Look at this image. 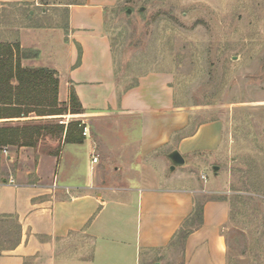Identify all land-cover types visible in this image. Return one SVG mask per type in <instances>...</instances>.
I'll return each instance as SVG.
<instances>
[{
  "label": "crops",
  "instance_id": "0c3cea01",
  "mask_svg": "<svg viewBox=\"0 0 264 264\" xmlns=\"http://www.w3.org/2000/svg\"><path fill=\"white\" fill-rule=\"evenodd\" d=\"M118 1L71 2L64 6L63 26L19 30L21 49L36 54L22 59L21 66L53 70L59 103H67L74 91L87 135L82 144L62 145L59 156L28 147L0 150L6 159L0 222H13L17 230L8 247L0 249V264H24L31 258L52 264L72 237L84 239L85 247L90 244V257L81 264H140L177 236L183 240L185 264H224L219 227L226 204L201 200L214 192L215 179L201 175L208 166L213 170L221 125L208 122L187 133V112L175 103L166 73L145 74L134 87L119 89L105 25L107 10ZM9 4L40 6L39 0H0V5ZM90 120L96 128L88 125ZM173 152L184 163L171 170ZM81 158L91 172L87 178L85 170V182L77 185L72 180ZM25 163L32 167L13 169ZM196 211L201 225L186 235Z\"/></svg>",
  "mask_w": 264,
  "mask_h": 264
},
{
  "label": "rangeland",
  "instance_id": "374dc122",
  "mask_svg": "<svg viewBox=\"0 0 264 264\" xmlns=\"http://www.w3.org/2000/svg\"><path fill=\"white\" fill-rule=\"evenodd\" d=\"M76 1L39 0L35 8L0 5V42L19 43V30L24 27L63 26L64 6ZM105 25L119 89L134 87L145 74L166 73L175 103L187 112V133L208 122L221 125V146L211 157L218 169L214 172L208 166L201 175L208 181L215 179L214 192L203 194L201 200L226 204L219 227L224 264H264V0H119L107 10ZM81 114L30 116L14 122L62 125L61 140L44 135L32 149L36 154L59 156L68 124L82 123ZM89 124L97 127L95 121ZM4 156L0 175L5 171ZM64 157L68 165L70 149ZM17 166L29 169L32 164H14L13 169ZM75 171L72 181L77 185L91 172L83 158ZM201 221L198 213L193 214L186 235ZM16 233L13 222H0V249L8 247ZM83 240H66L52 264L84 263L90 257V244L85 247ZM24 264L47 262L31 258ZM140 264H185L182 237Z\"/></svg>",
  "mask_w": 264,
  "mask_h": 264
},
{
  "label": "trees",
  "instance_id": "16d2710c",
  "mask_svg": "<svg viewBox=\"0 0 264 264\" xmlns=\"http://www.w3.org/2000/svg\"><path fill=\"white\" fill-rule=\"evenodd\" d=\"M32 51H23L18 42H0V150L34 148L44 135L61 140L62 125H43L35 120L14 122L22 118L81 114L83 109L70 89L67 103L57 100L58 79L53 70L24 68L22 59L34 58ZM62 107L65 109L63 110ZM79 127L80 129H77ZM84 124H68L63 144H82ZM78 133V135H77ZM58 136V137H57ZM199 217L200 212L196 211Z\"/></svg>",
  "mask_w": 264,
  "mask_h": 264
},
{
  "label": "water",
  "instance_id": "95a60500",
  "mask_svg": "<svg viewBox=\"0 0 264 264\" xmlns=\"http://www.w3.org/2000/svg\"><path fill=\"white\" fill-rule=\"evenodd\" d=\"M169 157L173 163V166H171V168H170L171 170H173L176 166L183 165V163H184L183 157L180 154H178L177 152H173L172 154H170ZM217 169H218L217 167H213L214 172L217 171Z\"/></svg>",
  "mask_w": 264,
  "mask_h": 264
},
{
  "label": "built area",
  "instance_id": "2783aa9c",
  "mask_svg": "<svg viewBox=\"0 0 264 264\" xmlns=\"http://www.w3.org/2000/svg\"><path fill=\"white\" fill-rule=\"evenodd\" d=\"M86 135H87V128L84 127V129H83V136L85 137ZM3 152H5V150ZM96 162H97V158L96 157H93L92 158V163H96ZM202 179H205V177L203 176Z\"/></svg>",
  "mask_w": 264,
  "mask_h": 264
}]
</instances>
